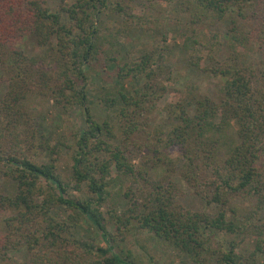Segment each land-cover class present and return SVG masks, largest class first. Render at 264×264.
Wrapping results in <instances>:
<instances>
[{"label":"trees","instance_id":"16d2710c","mask_svg":"<svg viewBox=\"0 0 264 264\" xmlns=\"http://www.w3.org/2000/svg\"><path fill=\"white\" fill-rule=\"evenodd\" d=\"M109 2L73 0L52 10L46 0H0V87L3 88L0 142L5 137L11 143L0 149V160L6 164L2 173L13 182L11 190L0 192V209L14 210L11 216L3 218L5 232L0 236V260L5 264H139L130 254L115 247V234L133 227L149 232L154 239L166 242L198 264H205V229L250 233L254 235V243L249 252H238L236 242L230 239L225 249L215 251V262L264 264L257 260L258 253L264 255V217L263 220L259 217L264 208V72L257 77L245 59L246 51L259 48L264 41V16L249 33L229 18L228 54L221 60L210 55L213 61L210 71L223 76L218 99L206 96L196 99L191 113L188 112L190 101L180 97L164 106L170 122L165 145L176 148L181 160L179 172L184 180L207 203H215V210L209 214L176 202L173 182L163 185L145 181L140 171H136L137 175L144 179V185L148 184L146 191L144 186L139 188L143 200L132 199L131 186L122 193L119 188L109 192L113 184L128 176L132 177L130 184L137 188L127 145L139 128L137 115L143 110L150 111L164 90L155 81V72L150 67L153 50H142L134 59L119 62L114 55L115 37L107 39L94 25L93 17L98 9ZM113 4L115 9L122 8L117 2ZM246 6L264 13V0L184 3L191 22L217 21L230 7L241 14ZM61 12L68 20L61 18ZM27 34H32L38 45L45 46L41 53L27 55L21 50L17 41ZM189 40L186 35L181 46L188 48ZM105 41L108 48L104 47ZM102 54L115 70L119 85L115 92L102 97L104 105L114 109L118 119L123 120L116 121L117 124L110 117L94 119L86 105L89 98L83 85L86 80L83 66L99 62ZM49 61L57 67L53 72L44 65ZM190 62L197 65V59ZM128 75H141L144 81L127 91L122 79ZM36 92L52 98L64 110L74 104L83 108L84 125L75 133L71 175L73 187L78 188L86 180L93 197L66 194L68 182L56 172L52 159L35 162L18 147L20 117ZM116 131L121 135L118 139ZM120 194L130 202L126 210L117 213L113 204ZM106 198L112 206L105 210V216L99 205ZM53 206H60L65 218L53 213ZM83 219L97 230L102 244L74 238L71 241L70 228ZM107 222L115 226V234L107 230ZM19 243L26 247L25 261L7 255ZM67 244L81 249H71ZM172 264L185 263L181 260Z\"/></svg>","mask_w":264,"mask_h":264},{"label":"rangeland","instance_id":"374dc122","mask_svg":"<svg viewBox=\"0 0 264 264\" xmlns=\"http://www.w3.org/2000/svg\"><path fill=\"white\" fill-rule=\"evenodd\" d=\"M72 1L46 0V4L50 9L56 10L61 5ZM188 1L110 0L106 6L100 7L93 17V23L98 27L101 35H105L109 40L114 39L112 35L115 37L114 44L117 51L114 55L119 62L134 59L142 50H153L150 67L155 72V81L164 87L154 107L150 111L143 110L141 115H137L140 125L131 135L127 145V154L137 178V188L136 185L130 184L132 177L128 176L113 184L109 192L119 188L122 193L131 186L132 199H137L139 202L143 200L139 188L144 186L143 189L146 191L148 186V184L144 185L145 181H157L163 185L171 181L175 184L176 202L185 208L212 214L215 210V203H207L193 186L184 180L179 172L181 160L176 148L165 145L170 122L164 106L180 97L190 101L188 112L191 113L196 99L204 96L213 100L218 99L223 76L210 71L213 65L210 55L214 59L221 60L228 54L226 30L229 18H233L243 31L249 33L250 28L254 27L264 13L253 9L252 6H246L241 14H237L235 7H230L223 18L217 21L201 19L191 22L184 9V3ZM116 2L122 6L120 10L115 9L116 5L113 3ZM60 15L63 20H68L63 12ZM186 35L190 37L189 46L183 48L181 43ZM253 43L257 45V42ZM17 44L27 55L41 53L45 47L38 45L32 34L23 35L18 39ZM104 47H109L106 41ZM190 59H197V65H193ZM245 59L255 75L259 77L264 72V41L259 48L253 47L246 51ZM98 61L83 66L86 76L83 85L86 96L89 98L86 103L88 111L98 121L110 117L115 123L116 121L122 122L123 120L116 116V111L104 105L102 101L104 95H110L119 86L115 80V70L108 65L109 61L104 54ZM44 65L51 72L57 68L50 61ZM143 81L144 78L141 75H128L122 79V84L127 91H131L133 86L140 85ZM80 83L78 81V85ZM1 87L0 92L3 89ZM27 105L23 108V115L20 117L21 124L18 126V147L35 162H46L52 159L56 172L68 182L66 194L80 198L93 197L86 187V180L81 181L78 188H74L71 175L75 133L79 127L84 125L83 108L74 104L64 110L59 103L40 92H36ZM30 133L33 136H30ZM116 137L117 139L121 137L118 131H116ZM10 144L9 140L4 137L1 139L0 149H5L11 146ZM50 148L55 153L50 152ZM5 168L6 164L0 160V192L11 190L13 185L12 180L2 173ZM136 171L142 172L145 181L139 178ZM115 201L113 205L117 213L121 212L120 209L126 210L130 202L122 194L117 196ZM111 206L109 198H106L99 208L106 216L105 210ZM52 212L60 218H65V212L60 206H53ZM13 213L14 210L9 208L0 209V236L5 232L3 218ZM259 217L263 220L264 208L261 209ZM106 228L113 234L116 233L112 223L107 222ZM70 231L71 241L74 238L102 244L97 230L85 219L73 225ZM115 235L116 250L130 254L139 264H172L179 263L181 260L185 264H198L187 259L166 242L154 239L145 230L132 227L130 231ZM204 236L207 247V251L203 254L205 264H218L215 262V251L225 249L230 239L236 242V250L242 254L249 252L254 243V235L250 233H227L205 229ZM67 247L77 251L81 249L70 244H67ZM7 255L17 261H25L26 247L23 243H19L16 247L9 249ZM257 260L263 263L264 255L258 253ZM0 264L5 263L0 260Z\"/></svg>","mask_w":264,"mask_h":264}]
</instances>
